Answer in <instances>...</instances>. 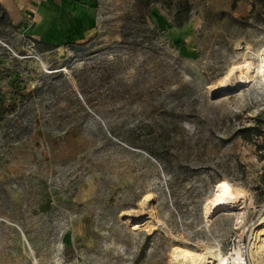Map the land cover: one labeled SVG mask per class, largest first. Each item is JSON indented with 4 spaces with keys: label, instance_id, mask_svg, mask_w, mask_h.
Wrapping results in <instances>:
<instances>
[{
    "label": "rangeland",
    "instance_id": "374dc122",
    "mask_svg": "<svg viewBox=\"0 0 264 264\" xmlns=\"http://www.w3.org/2000/svg\"><path fill=\"white\" fill-rule=\"evenodd\" d=\"M146 1L94 0L60 39L0 8V264H182L241 236L264 264V4L189 0L177 27L174 0ZM227 191L243 225L207 215ZM148 197L152 233L126 217Z\"/></svg>",
    "mask_w": 264,
    "mask_h": 264
},
{
    "label": "bare ground",
    "instance_id": "6f19581e",
    "mask_svg": "<svg viewBox=\"0 0 264 264\" xmlns=\"http://www.w3.org/2000/svg\"><path fill=\"white\" fill-rule=\"evenodd\" d=\"M257 56L261 62V73L264 75V49L259 51ZM243 85L244 76L242 72L239 74L229 73L225 79L215 83L211 90L213 94H235L240 91ZM248 199V196L242 191H227L207 205V215L212 218L220 214L236 215L240 222L239 225H243L246 218V211L243 209L248 208ZM151 202L152 198H146L138 211L132 209L127 211L126 215L129 223H133L149 233L164 225L162 221L157 219ZM243 239L242 236L239 237L234 250L230 254H225L222 246L216 244L208 246V249L203 250V253L194 260L185 261L182 264H250L248 251L243 246Z\"/></svg>",
    "mask_w": 264,
    "mask_h": 264
},
{
    "label": "crops",
    "instance_id": "0c3cea01",
    "mask_svg": "<svg viewBox=\"0 0 264 264\" xmlns=\"http://www.w3.org/2000/svg\"><path fill=\"white\" fill-rule=\"evenodd\" d=\"M93 6L94 0H0L12 26L33 22L38 35H55L57 39L91 28Z\"/></svg>",
    "mask_w": 264,
    "mask_h": 264
},
{
    "label": "trees",
    "instance_id": "16d2710c",
    "mask_svg": "<svg viewBox=\"0 0 264 264\" xmlns=\"http://www.w3.org/2000/svg\"><path fill=\"white\" fill-rule=\"evenodd\" d=\"M256 3L264 4V0H254ZM155 3H163L162 0H147L145 8L150 9V7ZM167 8L173 11V23L177 27H182L186 22L189 21L191 14L193 12V5L189 0H174L167 3ZM2 9V8H1ZM2 19L8 21L11 26V22L7 18L6 12L2 9ZM13 107V106H12ZM254 128L243 129V132L253 131Z\"/></svg>",
    "mask_w": 264,
    "mask_h": 264
},
{
    "label": "water",
    "instance_id": "95a60500",
    "mask_svg": "<svg viewBox=\"0 0 264 264\" xmlns=\"http://www.w3.org/2000/svg\"><path fill=\"white\" fill-rule=\"evenodd\" d=\"M25 238V237H24ZM31 253H32V251H31ZM32 257L35 259V257H34V255H33V253H32Z\"/></svg>",
    "mask_w": 264,
    "mask_h": 264
}]
</instances>
